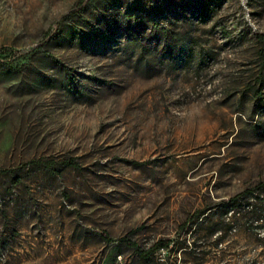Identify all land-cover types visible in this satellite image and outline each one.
I'll use <instances>...</instances> for the list:
<instances>
[{"label": "rangeland", "instance_id": "1", "mask_svg": "<svg viewBox=\"0 0 264 264\" xmlns=\"http://www.w3.org/2000/svg\"><path fill=\"white\" fill-rule=\"evenodd\" d=\"M74 2L0 0V264H264V233L240 219L194 252L176 234L264 182V0L171 5L179 62L135 41L132 0ZM121 237L175 242L141 260Z\"/></svg>", "mask_w": 264, "mask_h": 264}, {"label": "trees", "instance_id": "2", "mask_svg": "<svg viewBox=\"0 0 264 264\" xmlns=\"http://www.w3.org/2000/svg\"><path fill=\"white\" fill-rule=\"evenodd\" d=\"M86 0H75L71 7V12L80 11ZM186 0H132V10L134 14L126 15L128 21H132L135 28V41L143 33H147L146 37L162 43V47L167 51L173 62L182 61L188 56L189 46L183 43L181 38L176 37L172 26H174V18L165 16L166 11L171 5L183 4ZM182 7V6H181ZM149 17H152L150 19ZM165 24V27H162ZM147 31V32H146ZM255 39L262 44L259 52L261 58V69L264 68V33L255 34ZM7 50L0 47V58H4ZM27 165L35 166L47 171L50 174L57 175L53 169L54 164L47 160H30ZM140 166V163H132ZM61 167L76 169L77 165L70 159L63 160L59 164ZM234 219H240L242 227L253 235L264 233V182H258L255 185L242 190L241 192L223 200L216 201L211 205H206L201 209L193 211L185 220L177 226V236L184 234L192 235L190 242L182 239L179 243V251H196L199 240L193 237L198 235L200 238L214 237L215 245L224 242L226 238V230L230 231V222ZM260 221V222H258ZM207 224L206 228L203 227ZM132 233V232H131ZM202 233V234H200ZM103 241L108 242L109 239L105 233H98ZM125 248L131 250L141 260L153 257L158 251L167 250L172 246L175 239L172 240H156L149 247L143 249L127 237H121L116 240Z\"/></svg>", "mask_w": 264, "mask_h": 264}]
</instances>
